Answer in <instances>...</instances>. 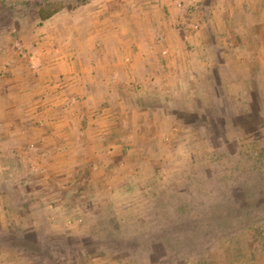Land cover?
Masks as SVG:
<instances>
[{
    "label": "rangeland",
    "instance_id": "1",
    "mask_svg": "<svg viewBox=\"0 0 264 264\" xmlns=\"http://www.w3.org/2000/svg\"><path fill=\"white\" fill-rule=\"evenodd\" d=\"M172 2L180 20L207 17L223 1L194 0L190 9ZM21 44L33 49L31 40ZM251 59L215 75L232 88L210 91L206 109L143 125L125 119L121 129L141 124L143 139L103 158L111 169L71 170L72 184L59 170L43 172L37 185H2L12 201L0 218V264H264V57ZM118 176L127 185L108 184Z\"/></svg>",
    "mask_w": 264,
    "mask_h": 264
},
{
    "label": "crops",
    "instance_id": "2",
    "mask_svg": "<svg viewBox=\"0 0 264 264\" xmlns=\"http://www.w3.org/2000/svg\"><path fill=\"white\" fill-rule=\"evenodd\" d=\"M222 1L207 22L199 14L189 35V18L172 16V0H91L28 34L1 31L0 186L37 185L43 172L59 170L72 184L71 170L103 171V158L131 152L133 139H143L141 124L132 133L121 129L125 119L143 125L150 117H184L211 105L210 91L232 88L214 77L238 58L248 66L264 57V3ZM28 40L33 49L24 51ZM8 196L2 187L0 218Z\"/></svg>",
    "mask_w": 264,
    "mask_h": 264
},
{
    "label": "trees",
    "instance_id": "3",
    "mask_svg": "<svg viewBox=\"0 0 264 264\" xmlns=\"http://www.w3.org/2000/svg\"><path fill=\"white\" fill-rule=\"evenodd\" d=\"M91 0H25L18 6V3L13 2L11 5H8V1H2V9H6L5 13H1L3 20L0 21V32L5 31L3 27L8 25V28L11 26L15 30H18L23 25H28L31 28L39 26L43 21L50 18L61 11H72L80 8L81 6L89 3ZM19 8L26 10L20 16L18 13L13 15V10L19 11ZM11 10V12L9 11ZM25 20H23V19ZM28 247L32 248L31 245ZM48 261L50 260V255H47Z\"/></svg>",
    "mask_w": 264,
    "mask_h": 264
},
{
    "label": "built area",
    "instance_id": "4",
    "mask_svg": "<svg viewBox=\"0 0 264 264\" xmlns=\"http://www.w3.org/2000/svg\"><path fill=\"white\" fill-rule=\"evenodd\" d=\"M175 3H176V7L178 9H187V8H192L193 7V4H194V0H175ZM200 20V19H199ZM199 20L195 17H190L189 18V22L190 24L187 26L186 30L190 31V32H193V31H196L198 30L199 28Z\"/></svg>",
    "mask_w": 264,
    "mask_h": 264
}]
</instances>
